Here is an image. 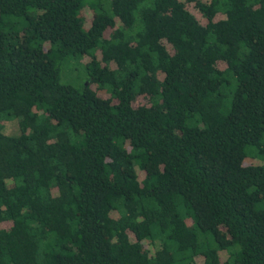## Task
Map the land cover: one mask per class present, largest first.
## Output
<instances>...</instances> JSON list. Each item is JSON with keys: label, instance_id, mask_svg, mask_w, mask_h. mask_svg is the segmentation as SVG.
I'll list each match as a JSON object with an SVG mask.
<instances>
[{"label": "trees", "instance_id": "1", "mask_svg": "<svg viewBox=\"0 0 264 264\" xmlns=\"http://www.w3.org/2000/svg\"><path fill=\"white\" fill-rule=\"evenodd\" d=\"M248 146L264 0H0V264H264Z\"/></svg>", "mask_w": 264, "mask_h": 264}, {"label": "rangeland", "instance_id": "2", "mask_svg": "<svg viewBox=\"0 0 264 264\" xmlns=\"http://www.w3.org/2000/svg\"><path fill=\"white\" fill-rule=\"evenodd\" d=\"M61 81L66 84H71L74 86H80L86 78L84 67L74 61H64L61 64ZM248 157L256 159L257 162L264 164V156H254L250 153L251 147H247Z\"/></svg>", "mask_w": 264, "mask_h": 264}]
</instances>
